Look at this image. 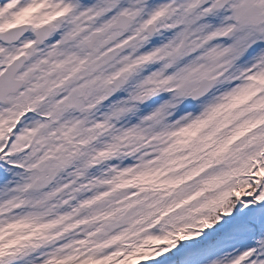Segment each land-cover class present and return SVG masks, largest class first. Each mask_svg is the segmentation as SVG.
<instances>
[{
    "label": "snow or ice",
    "instance_id": "1",
    "mask_svg": "<svg viewBox=\"0 0 264 264\" xmlns=\"http://www.w3.org/2000/svg\"><path fill=\"white\" fill-rule=\"evenodd\" d=\"M0 264H264V0H0Z\"/></svg>",
    "mask_w": 264,
    "mask_h": 264
}]
</instances>
